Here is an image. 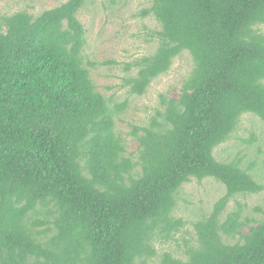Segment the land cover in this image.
Segmentation results:
<instances>
[{
  "label": "trees",
  "instance_id": "16d2710c",
  "mask_svg": "<svg viewBox=\"0 0 264 264\" xmlns=\"http://www.w3.org/2000/svg\"><path fill=\"white\" fill-rule=\"evenodd\" d=\"M88 2L0 12V264H264V211H227L264 191L256 164L215 156L243 116L264 124V0H149L136 16L155 20V51L129 62L88 60ZM184 55L177 96L118 130ZM99 66L123 67L125 100L98 91ZM208 179L225 194L190 234L182 191Z\"/></svg>",
  "mask_w": 264,
  "mask_h": 264
},
{
  "label": "rangeland",
  "instance_id": "374dc122",
  "mask_svg": "<svg viewBox=\"0 0 264 264\" xmlns=\"http://www.w3.org/2000/svg\"><path fill=\"white\" fill-rule=\"evenodd\" d=\"M68 0H0L2 15H10L17 11H27L38 16L47 10L54 9ZM149 0H118L109 3L108 0H91L80 12V20L87 31L88 44L85 55L90 61L103 62L107 60L127 61L151 55L155 51L154 43L145 42L146 28H156L153 18L136 16L141 10L148 7ZM192 67L188 55L176 59L171 71L154 81L143 97L130 96L129 109L124 116L125 122L117 121L118 130L129 133L128 124L135 122L143 124L153 115L159 102V95L168 94L176 97L183 80ZM123 67L115 68L96 67L91 71L92 79L98 91L106 97L114 96L118 100H125L128 90L120 89ZM255 138L251 144L246 141ZM130 152L137 148L132 139L127 142ZM215 156L221 161H230L236 158L244 160L245 164L255 163L252 174L258 182L264 185V124L253 115L243 116L236 132L231 139L216 149ZM225 194V188L212 179L201 184L196 182L184 186L180 204L176 211L178 217L189 223V233L193 232L191 223L208 215L214 204ZM246 205L245 213L248 216L261 218L255 208L264 211V191L257 195L237 197L231 202L227 211L236 207V203ZM174 245H167L163 249L174 250ZM177 246V245H176ZM160 247V246H159ZM161 250V249H159Z\"/></svg>",
  "mask_w": 264,
  "mask_h": 264
}]
</instances>
